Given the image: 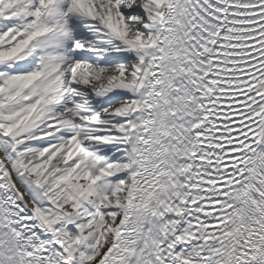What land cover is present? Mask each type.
<instances>
[{
    "label": "snow or ice",
    "instance_id": "6c2138e0",
    "mask_svg": "<svg viewBox=\"0 0 264 264\" xmlns=\"http://www.w3.org/2000/svg\"><path fill=\"white\" fill-rule=\"evenodd\" d=\"M0 264H264V0H0Z\"/></svg>",
    "mask_w": 264,
    "mask_h": 264
}]
</instances>
